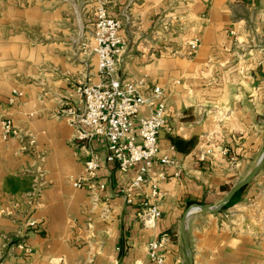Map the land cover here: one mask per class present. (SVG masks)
I'll list each match as a JSON object with an SVG mask.
<instances>
[{
    "label": "crops",
    "instance_id": "crops-1",
    "mask_svg": "<svg viewBox=\"0 0 264 264\" xmlns=\"http://www.w3.org/2000/svg\"><path fill=\"white\" fill-rule=\"evenodd\" d=\"M75 1L0 0V127L9 119L18 133L0 132V264H157L161 240L160 264H188L185 211L220 203L264 152V0ZM99 6L130 15L117 76L142 83L138 117L166 107L158 149L175 164H154L140 189L127 190L135 169L111 165L93 180L110 177L105 191L74 188L83 162L57 117L78 105L79 85L104 81L92 50L71 44L79 24L88 41ZM233 200L191 210L193 264H264V168Z\"/></svg>",
    "mask_w": 264,
    "mask_h": 264
},
{
    "label": "built area",
    "instance_id": "built-area-1",
    "mask_svg": "<svg viewBox=\"0 0 264 264\" xmlns=\"http://www.w3.org/2000/svg\"><path fill=\"white\" fill-rule=\"evenodd\" d=\"M96 18L91 35L95 43L92 52L98 74L104 81L79 85L76 88L78 105L62 104L57 116L73 129L72 144L83 162L84 176L81 181L74 182L73 187H84L89 192L105 191L111 183L110 177L97 183L93 180L103 165H111L122 173L135 169L127 190L140 189L154 164L162 167L175 164L167 156H160L158 149L166 107L163 101H159L147 118H139L140 108L147 104L142 83H125L117 76L118 65L126 53V43L120 32L130 22V15L124 12L120 17H112L99 6ZM196 47V42L190 43L191 51ZM152 93L158 97L161 91L154 88ZM0 132L4 140L18 136L9 119L1 122ZM33 144L31 139L29 145ZM97 145H104L102 157L95 148ZM144 206L147 208V204ZM147 214L155 218L159 216L155 209H149ZM162 242L150 247L151 259L157 264L162 262V257L156 255Z\"/></svg>",
    "mask_w": 264,
    "mask_h": 264
},
{
    "label": "water",
    "instance_id": "water-1",
    "mask_svg": "<svg viewBox=\"0 0 264 264\" xmlns=\"http://www.w3.org/2000/svg\"><path fill=\"white\" fill-rule=\"evenodd\" d=\"M264 166V152L262 156L260 157L258 163L256 164V167L251 172V174L241 181L240 183L233 186L227 193L226 197L217 205L213 207H206L202 205L193 204L191 205L184 213L181 222H180V236L183 244V248L187 254L188 258V264H193L192 260V253L191 249L189 247V244L187 242L186 236H185V230H186V221L188 216L191 214L192 209H197V211L205 214H216L221 212L233 199V197L240 191L246 188V186L257 176L259 170Z\"/></svg>",
    "mask_w": 264,
    "mask_h": 264
},
{
    "label": "rangeland",
    "instance_id": "rangeland-1",
    "mask_svg": "<svg viewBox=\"0 0 264 264\" xmlns=\"http://www.w3.org/2000/svg\"><path fill=\"white\" fill-rule=\"evenodd\" d=\"M60 1H62V0H60ZM64 1H68V2H71L73 5L74 4H76V6H77V1H75V0H64ZM81 3L82 2H85L86 0H79ZM85 4V3H84ZM76 13H80L81 15H83L78 9H76ZM95 13V12H94ZM121 13H124V12H121ZM120 13V14H121ZM126 13V12H125ZM120 14L117 16V17H120ZM128 14V13H127ZM80 16V15H79ZM93 19H94V22H95V20L97 19L96 18V13H95V15L93 16ZM94 22H93V24H94ZM92 29H93V27H92ZM89 31V30H88ZM87 31V32H88ZM76 33H77V38H75L76 40L75 41H73V42H71V44L72 45H79L83 50L82 51H91L93 48H94V45H95V43H94V41L92 40V37H91V35H92V31H91V33L90 32H88V41H85V34H86V30L79 24L78 25V31H75ZM74 31H73V33H75ZM83 40V41H82ZM92 48V49H91ZM93 53V52H92ZM93 55H94V53H93ZM264 168V166L261 168V169H263ZM253 181V180H252ZM251 181V182H252ZM250 182V183H251ZM234 201V200H233Z\"/></svg>",
    "mask_w": 264,
    "mask_h": 264
},
{
    "label": "trees",
    "instance_id": "trees-1",
    "mask_svg": "<svg viewBox=\"0 0 264 264\" xmlns=\"http://www.w3.org/2000/svg\"><path fill=\"white\" fill-rule=\"evenodd\" d=\"M233 198H234V197H233ZM232 200H233V199H232ZM232 200H231V201H232ZM230 203H231V202H230ZM230 203H229V204H230ZM229 204H228V205H229ZM228 205H227L223 210L227 209V208L229 207Z\"/></svg>",
    "mask_w": 264,
    "mask_h": 264
}]
</instances>
